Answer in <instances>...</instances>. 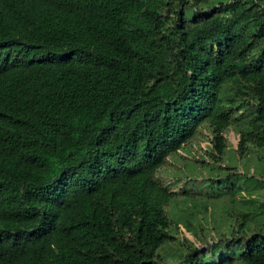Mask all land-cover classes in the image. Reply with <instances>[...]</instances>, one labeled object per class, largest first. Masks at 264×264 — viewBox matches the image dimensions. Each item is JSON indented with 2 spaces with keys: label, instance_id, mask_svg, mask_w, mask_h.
<instances>
[{
  "label": "trees",
  "instance_id": "1",
  "mask_svg": "<svg viewBox=\"0 0 264 264\" xmlns=\"http://www.w3.org/2000/svg\"><path fill=\"white\" fill-rule=\"evenodd\" d=\"M0 264H264V0H0Z\"/></svg>",
  "mask_w": 264,
  "mask_h": 264
},
{
  "label": "rangeland",
  "instance_id": "2",
  "mask_svg": "<svg viewBox=\"0 0 264 264\" xmlns=\"http://www.w3.org/2000/svg\"><path fill=\"white\" fill-rule=\"evenodd\" d=\"M199 139V142L197 143V141L193 142V145L190 149L191 151V156H196L198 157L199 155H201L202 153L204 154V148L205 146H207L208 141L205 138H202V136L197 137ZM238 141V137L231 131L229 130L227 132V142L229 147H236ZM192 156V157H193ZM184 164V162L180 159L177 160H172L171 158L168 159L167 162V166H164V168L162 169L161 172H159V176L160 179L162 181H169L170 179H172L173 174L171 173L174 169L181 167ZM250 171L252 172L253 169L256 167L254 166V162L251 161L250 162ZM202 172H205V168L202 169ZM184 184V183H182ZM178 187H174V189H177ZM230 201L229 198L225 197L223 198L221 201H218L215 203V208L217 210V213H221V215L224 213V209L229 208L230 207ZM219 218L218 220H220V215H218ZM210 228V226H208ZM181 232V233H180ZM178 232V234L176 235L177 238H181L182 234L184 236H186L188 239H190L191 241H193L195 243V245H198L200 247L201 250H203L206 246V244H202L203 241L202 240H197L194 238V236L190 233L184 230V228H181V231ZM200 234V233H199ZM202 237H206L207 239H211L213 236H216V234H214L212 231H210L209 233L205 230L202 232ZM207 234V235H206ZM175 246H173V248H170L169 246L164 247L165 249H168L170 252H174L175 250Z\"/></svg>",
  "mask_w": 264,
  "mask_h": 264
}]
</instances>
